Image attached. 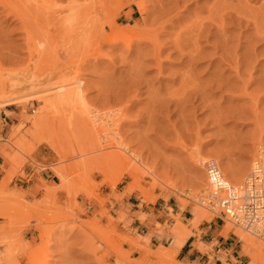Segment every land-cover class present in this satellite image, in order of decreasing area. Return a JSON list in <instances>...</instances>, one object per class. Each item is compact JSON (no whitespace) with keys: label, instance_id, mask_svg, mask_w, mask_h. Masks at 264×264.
Segmentation results:
<instances>
[{"label":"rangeland","instance_id":"rangeland-1","mask_svg":"<svg viewBox=\"0 0 264 264\" xmlns=\"http://www.w3.org/2000/svg\"><path fill=\"white\" fill-rule=\"evenodd\" d=\"M262 37L264 0H0V264L19 254L25 264H249L264 253V240L196 199L205 160L239 185L264 157ZM74 77L83 100L51 105L42 91ZM86 108L109 113L107 134L89 132ZM15 177H35L41 197L15 195ZM162 203L190 208L192 227L223 225L233 247L208 263L177 260L189 230L178 214L173 225L148 220ZM24 220L38 242L18 239ZM150 232L172 246L151 247Z\"/></svg>","mask_w":264,"mask_h":264},{"label":"crops","instance_id":"crops-1","mask_svg":"<svg viewBox=\"0 0 264 264\" xmlns=\"http://www.w3.org/2000/svg\"><path fill=\"white\" fill-rule=\"evenodd\" d=\"M1 162V160H0ZM18 177L14 178L12 181L11 188H14L15 195H23L25 201L31 203L35 199H39L41 197V191L38 189V183L36 178H30L29 180H22ZM179 215V219L182 225L187 226V230H189V236L185 240L184 244L177 250L175 256L179 261L184 262H198V263H208V257L213 255L214 259L219 258V253L224 249H227L226 244H230L231 248L234 243L232 242L233 238L230 236H226L222 233L223 225L217 223H202L196 227H192L189 223L193 219V215L190 211V208H186L184 211L180 210L179 205L169 206L167 203L159 204L158 207H154L148 211L146 214L150 216L148 220H151L153 223L156 222L160 225H164L165 223H169L170 225L175 224L174 219L170 217L169 214ZM5 220H0V224L5 223ZM15 230L17 233L18 239H21L22 243H36L38 242V230L36 229L35 220H24V221H16L14 222ZM199 232V234H198ZM150 241L149 244L151 247H170L173 244L174 237L170 236L167 239L166 236H162L158 233L150 232ZM198 243H204L207 246H211V250H207L205 252H201ZM56 247V246H54ZM172 248V247H171ZM1 250L4 248L1 247ZM70 253V251H66V254ZM16 259L20 264H25V259L22 255H17ZM64 264H76L73 262H69L65 260Z\"/></svg>","mask_w":264,"mask_h":264},{"label":"built area","instance_id":"built-area-1","mask_svg":"<svg viewBox=\"0 0 264 264\" xmlns=\"http://www.w3.org/2000/svg\"><path fill=\"white\" fill-rule=\"evenodd\" d=\"M206 186L196 199L200 206L219 215L246 233L264 240V157L239 185H231L215 159L203 163Z\"/></svg>","mask_w":264,"mask_h":264},{"label":"bare ground","instance_id":"bare-ground-1","mask_svg":"<svg viewBox=\"0 0 264 264\" xmlns=\"http://www.w3.org/2000/svg\"><path fill=\"white\" fill-rule=\"evenodd\" d=\"M126 5V4H125ZM117 7V6H116ZM118 11H119V9H117ZM13 13H14V11H13ZM26 27V26H25ZM25 29V28H24ZM262 38H264V37H262ZM58 75V74H57ZM48 76V75H47ZM50 76V75H49ZM48 76V77H49ZM43 77V76H42ZM40 78V77H39ZM59 78V77H58ZM42 79V78H41ZM32 80H34V79H32ZM38 80H36L35 82H32L31 83V86L32 87H35L37 84H38ZM82 81L80 80V79H76L75 77L74 78H72V79H63V80H59V81H57V82H55V83H53V84H49V88H48V90L46 89L44 92L42 91V93H44V94H49V93H51V94H53L54 95V97L52 98V100L50 101V103H51V105H55L56 106V104L57 105H67V104H71V103H73V102H77V101H80L82 98H83V91H82V89H81V85H82ZM41 93V92H40ZM38 95V94H37ZM17 100V99H16ZM46 100H49V99H46ZM83 100V99H82ZM13 101H15V100H13ZM7 102V101H6ZM8 103V102H7ZM50 103H48V104H50ZM82 105V104H81ZM83 107V106H82ZM81 108V107H80ZM82 109H84V107L83 108H81L80 110H82ZM110 111V110H109ZM95 111H91L90 109H88V108H86L85 110H83L82 111V114H83V120L86 122V126L88 127H86L87 129H89L90 131L89 132H91V134L93 135V136H96V135H98L99 133H104V134H107V131L108 130H106V129H103V126H105L106 127V125H104L105 124V117H109L108 116V112L107 113H105L104 114V116H101V115H98V113L96 112V113H94ZM79 114V113H78ZM80 115V114H79ZM82 116V115H81ZM81 118V117H80ZM79 118V119H80ZM109 119H111V118H109ZM100 121V122H98V124H100L101 123V125H100V127L99 126H96V125H94V123H96L97 121ZM118 120L115 118V119H111V124H113L114 126H118L119 125V123L117 122ZM82 122V121H81ZM85 122H83V125H84V123ZM94 122V123H93ZM115 127V129H113L111 132L114 134V135H117V132H116V130H117V128ZM115 138V137H114ZM119 144L121 145L122 144V141L120 140V138H119ZM119 144H117L118 146H116L117 148H120L119 146ZM52 146L55 148L56 146L55 145H53L52 144ZM125 146V145H124ZM56 150H58L57 148H55ZM126 149H128L127 147L125 148V147H122V148H120V150H122V151H124V152H127L126 151ZM128 153V152H127ZM127 153H124V155H122L120 152H113V154H112V157L113 158H115V159H117L118 161H120L122 164L123 163H126V156H125V154H127ZM130 153V152H129ZM128 153V154H129ZM199 160V159H198ZM131 161V160H130ZM130 161L127 159V164L128 165H130ZM133 161V160H132ZM199 162V161H198ZM202 162V161H201ZM254 164V163H253ZM133 165H135V164H133ZM134 168H135V166H134ZM134 170V169H133ZM148 171V170H147ZM251 172V171H250ZM262 180H264V173H262ZM232 181V180H231ZM234 182H235V180H234ZM237 183V182H236ZM114 185V184H113ZM262 185H264V184H262ZM204 188V187H203ZM197 207V206H196ZM197 211V210H196ZM201 213V212H200ZM112 222V221H111ZM230 226H228V228H229ZM232 228V227H231ZM230 228V229H231ZM229 230V229H228ZM228 230H227V232H228ZM236 232H237V230H236ZM108 235V234H107ZM109 236H110V234H109ZM188 238V237H187ZM187 238H184V239H178L177 241H175V244H174V246H173V248H172V251L170 252L171 253V255L172 256H175V254H176V252H177V250L184 244V242H185V240L187 239ZM240 238L242 239V240H244L245 242H246V246L248 247V244H251V245H254V243H253V240L252 239H250L249 237H247V236H244V235H241L240 236ZM109 239V238H108ZM111 244V243H110ZM114 248V247H113ZM161 248V247H160ZM115 249V248H114ZM164 248H162L161 249V251L163 250ZM166 249V248H165ZM249 249V248H248ZM120 253V252H119ZM121 257L123 256V255H120ZM262 256H264V253H260L259 252V254H256L255 256H253V255H251V254H249V257L250 258H252V261L249 263V264H258V262H259V260H261L260 258H262ZM124 263V262H123ZM122 262H121V258L119 259V262H118V264H123ZM125 264V263H124ZM178 264H184V263H180V262H178Z\"/></svg>","mask_w":264,"mask_h":264}]
</instances>
